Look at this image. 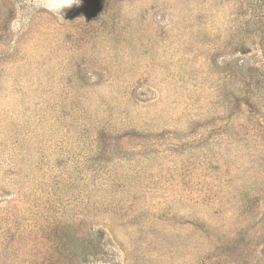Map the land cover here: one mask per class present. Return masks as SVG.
<instances>
[{
    "label": "rangeland",
    "instance_id": "374dc122",
    "mask_svg": "<svg viewBox=\"0 0 264 264\" xmlns=\"http://www.w3.org/2000/svg\"><path fill=\"white\" fill-rule=\"evenodd\" d=\"M0 264H264V0H0Z\"/></svg>",
    "mask_w": 264,
    "mask_h": 264
}]
</instances>
